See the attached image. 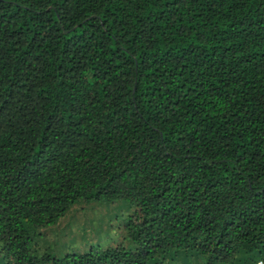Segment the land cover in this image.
<instances>
[{"label": "trees", "instance_id": "1", "mask_svg": "<svg viewBox=\"0 0 264 264\" xmlns=\"http://www.w3.org/2000/svg\"><path fill=\"white\" fill-rule=\"evenodd\" d=\"M79 197L129 246L35 251ZM264 264V0H0L4 264Z\"/></svg>", "mask_w": 264, "mask_h": 264}, {"label": "rangeland", "instance_id": "2", "mask_svg": "<svg viewBox=\"0 0 264 264\" xmlns=\"http://www.w3.org/2000/svg\"><path fill=\"white\" fill-rule=\"evenodd\" d=\"M133 204L123 198L79 197L57 220L33 230L30 244L37 252L62 255L67 251H84L90 245L131 244L126 236L125 219ZM175 255L177 264H197L195 258ZM0 254V264H4Z\"/></svg>", "mask_w": 264, "mask_h": 264}]
</instances>
